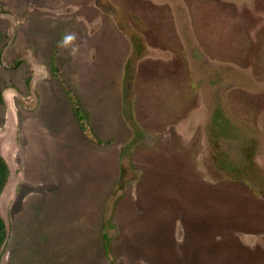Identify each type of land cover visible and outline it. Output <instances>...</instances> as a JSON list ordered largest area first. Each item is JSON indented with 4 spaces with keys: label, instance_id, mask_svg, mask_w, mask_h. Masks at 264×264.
I'll use <instances>...</instances> for the list:
<instances>
[{
    "label": "rangeland",
    "instance_id": "1",
    "mask_svg": "<svg viewBox=\"0 0 264 264\" xmlns=\"http://www.w3.org/2000/svg\"><path fill=\"white\" fill-rule=\"evenodd\" d=\"M85 1L0 0V153L12 164L0 264H113L104 230L121 264H264V82L242 76L245 66L264 73V24L250 37L239 5L237 30L215 47L222 63L235 65L236 83L192 85L206 108L203 142L185 148L170 133L148 143L139 124L146 140L135 139L122 111L123 72L111 71L107 84L84 83L87 39L76 17L86 23ZM232 6L221 1V16ZM132 93L133 112V79ZM212 97L223 108L213 111ZM122 153L138 178L117 190ZM181 218L203 226L192 235L202 238L200 254L186 253L184 241L147 242Z\"/></svg>",
    "mask_w": 264,
    "mask_h": 264
},
{
    "label": "crops",
    "instance_id": "2",
    "mask_svg": "<svg viewBox=\"0 0 264 264\" xmlns=\"http://www.w3.org/2000/svg\"><path fill=\"white\" fill-rule=\"evenodd\" d=\"M109 1L124 14L130 27L141 35L145 44L146 53L135 64L133 113L137 123L150 134L148 143L154 141L158 135L167 142V134L170 133L179 138L182 147L187 148L186 144L193 141L198 147L203 142L202 124L206 108L203 94L199 88L192 90V85L236 83H231L233 82L231 78L236 72L235 65L226 63L228 61L221 62L224 58L218 56L216 44L219 43L221 36H230L237 30L235 25L239 15L236 14V10L239 5L244 6L249 19L247 27L244 26L243 29L252 37L254 32L260 29L258 22L264 24V0ZM221 1L233 5L231 12L223 16L219 9ZM85 3L90 7L91 13L84 15L87 18L84 24L77 19V15L76 25L82 27L88 42L89 40L92 42L96 36H100L101 41L92 42L89 47L87 41L85 42L84 83L107 84L112 78L113 71L115 75L123 72L125 59L131 50V41L120 29L117 21L99 8L94 0H87ZM221 18L227 21L223 22L227 25L226 29L221 28ZM246 68H250L249 72ZM252 68L253 66L244 67L246 70L242 76L247 80L245 83L264 82L263 70L259 73ZM138 82L147 85V88H137ZM140 90H143V94L148 90L156 92L157 100L164 102V109L159 111L155 108V101L150 99L151 96L154 97L153 92L143 96ZM86 92L88 93L87 90ZM216 98H213V111L223 108V105H219V97ZM144 115L150 119L145 121ZM7 163L11 174L12 164L10 161ZM8 179L2 192L3 201L9 193L11 176ZM179 221L178 223L173 220L171 224L168 222L161 227L162 231L154 232V236L149 237L147 242L158 244L170 240L168 242L175 244L184 241L186 246L182 249H185L186 253L200 254L204 250L200 245L202 238H198L199 236L194 238L192 235L203 233V226L198 220L188 221L181 218ZM179 229L182 233L177 232ZM137 233L133 231L131 236L138 240L141 236L144 237ZM211 249L215 250L213 246Z\"/></svg>",
    "mask_w": 264,
    "mask_h": 264
},
{
    "label": "trees",
    "instance_id": "3",
    "mask_svg": "<svg viewBox=\"0 0 264 264\" xmlns=\"http://www.w3.org/2000/svg\"><path fill=\"white\" fill-rule=\"evenodd\" d=\"M95 4L101 8L103 11L109 13L119 25L120 29L129 37L131 41V50L128 56L125 59L123 66V81H122V111L124 115V119L127 124L131 127L135 134V139L137 140H146L141 137L143 132L138 123L136 122L133 112H132V79L135 71V64L137 60L146 53L145 44L143 39L139 33L134 31L124 14L118 10L109 0H95ZM21 59L19 57L15 58L12 61L13 66H19L21 64ZM0 101H3V95L0 91ZM150 139L146 140L149 141ZM120 165V174L117 181V190H121L129 181L136 180L138 178V171L131 167L129 156L127 153L121 154L119 158ZM10 175V168L7 163L6 158L0 153V195L2 194L7 181ZM108 224V223H107ZM109 226V225H108ZM9 229L6 225V222L3 216L0 214V259L2 255V251L5 248L8 239H9ZM103 244L106 255L111 259L113 264H121L116 261L110 255L109 251V239L110 236L108 234V230H104L103 233Z\"/></svg>",
    "mask_w": 264,
    "mask_h": 264
},
{
    "label": "bare ground",
    "instance_id": "4",
    "mask_svg": "<svg viewBox=\"0 0 264 264\" xmlns=\"http://www.w3.org/2000/svg\"><path fill=\"white\" fill-rule=\"evenodd\" d=\"M3 193L0 195V205L2 204V202H3Z\"/></svg>",
    "mask_w": 264,
    "mask_h": 264
}]
</instances>
